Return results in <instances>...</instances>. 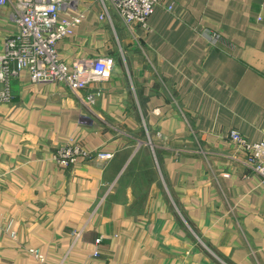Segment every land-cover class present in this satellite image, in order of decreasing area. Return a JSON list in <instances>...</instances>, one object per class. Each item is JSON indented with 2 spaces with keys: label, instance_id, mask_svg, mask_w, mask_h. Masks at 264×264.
I'll return each mask as SVG.
<instances>
[{
  "label": "crops",
  "instance_id": "0c3cea01",
  "mask_svg": "<svg viewBox=\"0 0 264 264\" xmlns=\"http://www.w3.org/2000/svg\"><path fill=\"white\" fill-rule=\"evenodd\" d=\"M78 7L59 56L114 67L89 90L12 79L0 102V264H38L31 248L50 264H264L262 177L230 138L264 136V0H160L146 24L109 0ZM20 10L0 8V49ZM70 137L115 155L64 168L52 151Z\"/></svg>",
  "mask_w": 264,
  "mask_h": 264
},
{
  "label": "built area",
  "instance_id": "2783aa9c",
  "mask_svg": "<svg viewBox=\"0 0 264 264\" xmlns=\"http://www.w3.org/2000/svg\"><path fill=\"white\" fill-rule=\"evenodd\" d=\"M8 1L10 0H0V8ZM17 1L21 6L20 12L13 16L17 32L9 35L3 48L0 49V102L11 100V81L24 71L28 73L33 83L62 82L74 91L86 90L92 82L110 77L114 67L112 58L80 60L73 68H70L59 56L58 42L72 35L84 16L78 9L80 0ZM109 1L127 24H146L155 6L160 3V0ZM107 11L108 8L104 6V12ZM99 94H101L100 89L90 90L82 101L86 105L94 104ZM230 138L245 148L248 154L246 165L261 175L264 181V136L258 142L249 143L242 133L233 130ZM73 146L76 147L74 152L71 150ZM62 148L69 150L70 156L73 157L72 161L80 155L79 152L93 151L77 144H65ZM55 156L60 157L59 151ZM95 157L108 160L113 157V154L100 151ZM3 229L0 226V237L4 233ZM82 232L83 230H79L74 234L79 237ZM11 236L15 237V233ZM96 244L94 256L100 253L99 246L102 244V238H97ZM29 251L34 254L38 264H50L39 248H31Z\"/></svg>",
  "mask_w": 264,
  "mask_h": 264
},
{
  "label": "rangeland",
  "instance_id": "374dc122",
  "mask_svg": "<svg viewBox=\"0 0 264 264\" xmlns=\"http://www.w3.org/2000/svg\"><path fill=\"white\" fill-rule=\"evenodd\" d=\"M76 30V29H75ZM75 32V31H74ZM101 81V80H100ZM97 89H100L101 90V93H102V88H97ZM96 101V100H95ZM94 105V104H93ZM86 107V106H85ZM87 108V107H86ZM88 109V108H87ZM65 144H77L79 146H82L83 147V144L76 138H73V137H70L67 141L63 142L62 144L56 146V148H54V150L52 151V159L55 160L60 166L64 167V168H68L74 164L77 163V161L79 159H84L85 161H92V160H97L99 158L95 157V155L98 154V152H100V150H93L92 152L90 153H84L83 151L82 152H79L78 154V157L76 158V160L72 161L73 160V157L70 156V153H69V150H65V148H62L63 146H65ZM139 145L142 144L141 141L138 142ZM74 148H72L71 150L74 152V149L76 148L75 146H73ZM62 148V149H61ZM60 153V157L58 156H55L57 155V153ZM81 151V150H80ZM72 152V153H73ZM109 153H112L113 154V157L115 155L114 152H109ZM112 157V158H113ZM112 158L108 159V160H103V159H99V160H103V161H109L111 160ZM247 161V160H246ZM262 185L264 187V181H263V178H262ZM98 208V207H97Z\"/></svg>",
  "mask_w": 264,
  "mask_h": 264
}]
</instances>
